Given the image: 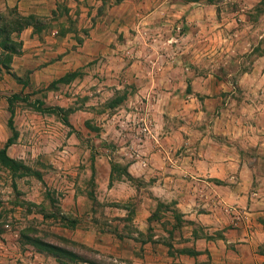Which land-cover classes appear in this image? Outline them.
<instances>
[{
	"label": "crops",
	"instance_id": "crops-1",
	"mask_svg": "<svg viewBox=\"0 0 264 264\" xmlns=\"http://www.w3.org/2000/svg\"><path fill=\"white\" fill-rule=\"evenodd\" d=\"M133 1L0 0V18L9 30L16 17L35 21L18 34L11 30L22 52L6 66L0 63V149L9 139L7 100L12 95L38 99L37 93L47 88L42 92L44 101L72 110L69 117L80 118L74 127L87 139L77 141L68 134L66 156L49 159L53 187L63 188L64 183L66 191L57 218L47 221L61 230L65 242L87 247L98 259L113 264H264L263 106H233L217 94L208 101L209 112H203L201 86L224 83L210 75H194L185 62L188 55L207 57L203 61L211 66L210 55L220 50L207 43L197 47L182 42L166 66L119 63L124 55L136 54L126 37L128 28L127 32L122 28L126 15L120 12ZM189 29L181 38L197 31L191 25ZM247 34L237 32L243 38V52L248 53L253 46ZM232 44L223 51L235 53ZM3 54L0 46V58ZM256 66L251 76L243 74L255 83L264 76L259 77ZM163 71L170 73L162 76ZM105 85L133 86L127 88L125 100L161 95L152 114L159 146L145 144L146 167L123 156L115 126L122 111L110 116L98 112ZM247 85L244 79L239 81L246 101L255 95L259 103L264 102L263 89L256 85L249 90ZM77 96L78 110L73 107ZM247 108L253 118L240 125L238 118ZM93 116L98 118L95 132ZM235 120L239 125H234ZM57 138L53 132V147L60 143ZM110 141L117 146H102ZM16 142H22V135ZM15 146L8 148L7 155L24 164L25 156L11 155ZM77 149L80 155L74 154ZM176 157L181 159L180 168L171 169L167 160ZM236 211L247 218L238 222ZM15 234L0 236V264L21 263Z\"/></svg>",
	"mask_w": 264,
	"mask_h": 264
},
{
	"label": "rangeland",
	"instance_id": "rangeland-1",
	"mask_svg": "<svg viewBox=\"0 0 264 264\" xmlns=\"http://www.w3.org/2000/svg\"><path fill=\"white\" fill-rule=\"evenodd\" d=\"M120 12L126 15L121 20L124 25L122 28L125 32L129 30L127 35H132L126 37L133 42L131 45L136 54L133 58L124 55L125 58L121 57L119 63H125V66L128 61L130 63L141 61L146 64L155 62L166 66L174 60L175 53L179 51L176 48L182 45V42L197 47H203V44L207 43L212 48L220 50L219 54L210 55L211 66H206L207 63L203 61L207 57L194 59L188 55V60L185 62L191 71L193 70L194 75L201 77L210 75L224 83V85L215 83V85L201 86L205 89V95L199 100L204 102L201 106H204L203 112H209L208 104L211 102L208 101L213 100L217 94L233 106L257 103L258 107L262 105L264 109V102L259 103L260 99L255 95L249 97L251 100L246 101L239 86V81L244 79L249 90H254L256 85H259L264 94V76H262L264 75V0H135L134 3L130 2L126 5L123 11L120 9ZM188 25L197 31L181 38L184 36L183 33L190 31ZM240 30L248 32L246 38L253 46L251 52H243L241 45L243 38L237 36ZM124 31H121V36ZM261 35L263 38L259 39ZM231 41L237 51L229 55L224 51L230 48ZM123 60L125 62H122ZM225 62L228 63L225 65ZM230 65L232 66L229 67ZM255 66L259 70L258 74L261 73L259 77H263V80H258L257 83L247 79L249 76H243L245 73L251 76L250 73ZM169 73L163 71L162 76H168ZM191 76H193L192 72ZM104 87L105 96L98 106V112L110 116L111 112L122 111L119 116L123 114L125 117L127 113L134 112L146 103L147 96L142 100H125L128 94L127 88L133 89V86H126L124 89H116L111 85ZM46 89L43 88L37 93L38 99H33L34 95L10 97H18L12 102L13 122L14 131L18 134L17 139L22 135V142L17 144L16 140L13 145L16 144L17 147L12 148L10 153L13 157L25 156V159L24 164L18 162L23 169H17L18 167L12 169L0 163V236L5 232L16 233L20 243L16 247L18 253L22 254L20 264H113L102 258L98 259L95 252L87 247L65 242L59 235L61 230L54 228L55 224L47 221L48 217L57 218V210L63 203L66 191L64 183H62L63 188L53 187L54 181L50 177L53 170L49 159L52 156L63 159L66 156L63 148L67 146V142L64 141H67L68 134H74L77 141H82V138L87 139L74 127L79 126L78 116L70 118L62 112L53 111L57 107L50 106L44 101L46 97L42 92ZM186 90L188 93L191 92V87L188 86ZM155 96L151 95L152 98L154 97L153 102H150L152 114L153 106L162 100L161 95L159 97L155 94ZM77 97L73 107L78 110L81 106L80 98ZM120 99L123 101L120 102ZM119 105L121 106L117 110ZM16 113L19 114L16 116ZM252 114L250 108L243 111L241 117L238 116L240 117L238 119L242 120L239 124H249L244 121L250 122L253 118ZM96 120L98 118L94 116L90 119L93 122L91 127L94 132L96 129L99 130L95 125ZM233 123L239 125L237 120ZM262 123L264 124V117ZM6 131L10 139L12 133L8 125ZM53 132L60 141L54 147L56 142L53 140ZM92 137L91 140L94 141L95 135ZM98 144L100 146L101 143ZM108 144L117 146L113 141L102 146L108 147ZM80 151L77 149L74 154L80 155ZM57 179L63 178L57 177ZM237 214L240 218L238 222L247 218L238 211L234 216L236 217ZM11 250L15 252L13 247Z\"/></svg>",
	"mask_w": 264,
	"mask_h": 264
},
{
	"label": "built area",
	"instance_id": "built-area-1",
	"mask_svg": "<svg viewBox=\"0 0 264 264\" xmlns=\"http://www.w3.org/2000/svg\"><path fill=\"white\" fill-rule=\"evenodd\" d=\"M153 96H155L153 94ZM157 97V96H155ZM154 97H147L146 103L132 113H128L123 118H119L116 123V133L122 143L123 156L129 161L147 166L144 146L147 142H154L159 146L154 134V123L151 112V101ZM171 169L180 168V158H169L167 160ZM239 214L236 220H240Z\"/></svg>",
	"mask_w": 264,
	"mask_h": 264
},
{
	"label": "trees",
	"instance_id": "trees-1",
	"mask_svg": "<svg viewBox=\"0 0 264 264\" xmlns=\"http://www.w3.org/2000/svg\"><path fill=\"white\" fill-rule=\"evenodd\" d=\"M31 22L32 21L30 20L16 17V19L12 22L13 26L11 30L18 34L35 21H33L32 23ZM9 27L10 25H8L7 22H5L0 18V46L4 51V54L1 55L0 63H2L3 65H5L6 62H9L13 56L21 55L22 52L21 42H19L18 40L15 41L14 39L11 38L12 32L11 30L8 29ZM14 99H18V97L13 96L12 98H9L7 100L9 105V113H10V118L8 120V128L11 131L12 136L10 139H8L3 149L0 150V163L12 169H16V167H18L17 169H23V166L19 165L18 162L10 159L7 155L8 148L14 144V142L17 140L18 137V134L14 131V122H13L14 112L12 110V102ZM121 101H123V99L122 100L120 99V102ZM53 111L62 112L65 116L70 115V113L72 112V110L63 111L58 108L53 109ZM0 219H1V215H0Z\"/></svg>",
	"mask_w": 264,
	"mask_h": 264
}]
</instances>
